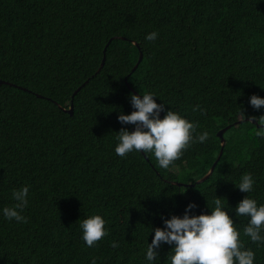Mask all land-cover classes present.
I'll return each mask as SVG.
<instances>
[{"label":"trees","instance_id":"1","mask_svg":"<svg viewBox=\"0 0 264 264\" xmlns=\"http://www.w3.org/2000/svg\"><path fill=\"white\" fill-rule=\"evenodd\" d=\"M152 31L158 38L146 40ZM0 81V208L30 185L27 223L0 214V264H146L161 215L182 216L193 201L191 214L209 212L215 194L234 209L247 193L232 181L245 172L264 204V138L249 120L264 106L248 102L264 97V0H0ZM148 91L210 133L168 169L142 151H114L115 132L135 128L118 120L133 111L129 94ZM227 126L213 174L198 182ZM92 214L108 235L88 247L79 222ZM229 214L264 264V246L243 235L247 218ZM170 247L158 250L161 264Z\"/></svg>","mask_w":264,"mask_h":264},{"label":"clouds","instance_id":"2","mask_svg":"<svg viewBox=\"0 0 264 264\" xmlns=\"http://www.w3.org/2000/svg\"><path fill=\"white\" fill-rule=\"evenodd\" d=\"M159 33L152 31L146 34L145 39L155 41ZM264 89V88H262ZM154 97L158 95L148 91L143 95L129 94L133 111L130 114L120 112L118 120L121 124H133L134 130L122 127L116 133L115 153L126 157L131 152H143L153 155L162 169H168L176 160L183 156L193 143H204L210 133L206 129L197 131L199 124L187 119L172 108L166 109L165 104L157 103ZM249 104L256 110L264 106V97L252 94ZM203 113L200 105L192 109ZM161 112H165L161 118ZM248 115L240 108L238 116L245 120ZM249 120L258 122L255 135L264 138V114L249 116ZM236 188L247 195L240 200L234 209L225 206V198L216 194L212 201H207L209 212L191 214L198 205L193 201L186 205L183 215L172 214L164 218L163 227H150L148 235L154 232L151 243H146L144 260L146 264L160 262L159 249L162 244L170 245V249L163 264H255L256 253L246 247L240 238L241 232L235 226L230 212L235 217H246L248 222L243 227V235L257 245L264 246V204L259 203L250 193L254 192L256 179L251 172L243 173L238 180L232 181ZM30 185L13 189L11 197L15 203L0 208V214L9 221L27 223L23 210L29 205ZM106 219L101 214H92L80 220L79 228L82 231L81 239L88 247L96 245L108 235ZM148 237V236H147ZM111 246L118 248L119 244L112 241ZM90 264H97L93 256Z\"/></svg>","mask_w":264,"mask_h":264},{"label":"water","instance_id":"3","mask_svg":"<svg viewBox=\"0 0 264 264\" xmlns=\"http://www.w3.org/2000/svg\"><path fill=\"white\" fill-rule=\"evenodd\" d=\"M106 50H104V52H105ZM142 59H143V54L141 53L140 54V58H139V61H138V63L136 64V66L134 67V69H133V71H135L136 70V68L139 66V64H140V62L142 61ZM105 57H104V59L102 60V63H101V66H100V68H102L103 66H104V64H105ZM126 81H127V78H126ZM8 83V82H7ZM2 84H6V82L5 81H0V86L2 85ZM81 88H79V90H80ZM26 90V89H25ZM73 109H74V106H73V104L71 105V107H70V109H68V110H66L65 109V111L66 112H68V113H70L71 115L74 113V111H73ZM251 121H253L254 123H256V121L255 120H251ZM230 126H227L226 128H223V129H221L218 133H217V135L219 136V138H221V145H222V148H221V151H220V153H219V156H218V158H217V160L215 161V163L213 164V166L211 167V169L209 170V172L201 179V180H199L198 182H203V181H205L208 177H210L212 174H213V172H214V170H215V167H216V165H217V163H218V161L220 160V158H221V156H222V154H223V149H224V144H225V138H224V132L229 128ZM134 130V129H133ZM174 184H177V185H179V186H181L182 184L181 183H178V182H174Z\"/></svg>","mask_w":264,"mask_h":264}]
</instances>
